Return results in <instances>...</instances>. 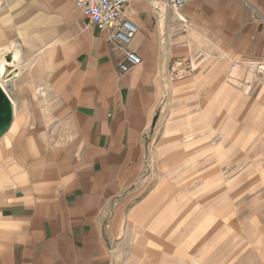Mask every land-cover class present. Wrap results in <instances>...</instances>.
I'll return each mask as SVG.
<instances>
[{"label": "crops", "instance_id": "0c3cea01", "mask_svg": "<svg viewBox=\"0 0 264 264\" xmlns=\"http://www.w3.org/2000/svg\"><path fill=\"white\" fill-rule=\"evenodd\" d=\"M123 16L142 62L120 76L125 52L76 0H0V82L22 128L0 149V264H125V245L126 264L254 262L264 0H130Z\"/></svg>", "mask_w": 264, "mask_h": 264}, {"label": "built area", "instance_id": "2783aa9c", "mask_svg": "<svg viewBox=\"0 0 264 264\" xmlns=\"http://www.w3.org/2000/svg\"><path fill=\"white\" fill-rule=\"evenodd\" d=\"M195 1L197 0H167L173 8H179ZM129 2L130 0H76V5L83 11L87 20L84 24L85 29L89 30L93 26L108 29L106 40L118 43L125 52V60L118 70L120 76L124 75L132 66L142 62L139 55L129 50V45L137 33V26L123 16L124 8ZM192 69L191 65H187L182 60H177L173 65L174 72L179 70L182 72L191 71ZM257 69L264 78V62H259ZM36 93L41 97L46 96V90L43 86L38 87Z\"/></svg>", "mask_w": 264, "mask_h": 264}, {"label": "rangeland", "instance_id": "374dc122", "mask_svg": "<svg viewBox=\"0 0 264 264\" xmlns=\"http://www.w3.org/2000/svg\"><path fill=\"white\" fill-rule=\"evenodd\" d=\"M176 73V72H175ZM19 122L17 119L14 120V123L12 125V128L8 131L7 135H5V137H1L0 138V149L1 148H6V143H9V139H12L13 138V135L12 134H15V133H18V132H21L22 131V128L20 125H18ZM8 139V140H6ZM17 142V141H16ZM15 143V142H14ZM15 147V146H14ZM157 170H162L161 168H156ZM130 248V246H127L125 245V251L123 253H121L119 259L120 261H122L121 263H125L127 262V260L133 256L134 254L130 251H128V249ZM257 255V258L255 259L254 262L250 263V264H264V260L262 259V257H264V254L262 253H259V254H255ZM134 256H138V254H135ZM145 256L144 258H137V260H133V261H130L129 264H149V258L147 256L146 253L142 254L141 257ZM147 256V257H146ZM124 260V262H123ZM239 259L236 261V263L234 264H238ZM188 264H192V262L189 261Z\"/></svg>", "mask_w": 264, "mask_h": 264}, {"label": "water", "instance_id": "95a60500", "mask_svg": "<svg viewBox=\"0 0 264 264\" xmlns=\"http://www.w3.org/2000/svg\"><path fill=\"white\" fill-rule=\"evenodd\" d=\"M13 120V101L5 88L0 84V138L10 129Z\"/></svg>", "mask_w": 264, "mask_h": 264}, {"label": "bare ground", "instance_id": "6f19581e", "mask_svg": "<svg viewBox=\"0 0 264 264\" xmlns=\"http://www.w3.org/2000/svg\"><path fill=\"white\" fill-rule=\"evenodd\" d=\"M2 82H0V84H1ZM5 88V87H4Z\"/></svg>", "mask_w": 264, "mask_h": 264}]
</instances>
